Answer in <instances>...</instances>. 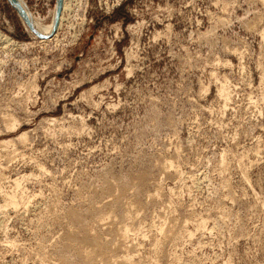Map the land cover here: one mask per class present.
Wrapping results in <instances>:
<instances>
[{
  "label": "rangeland",
  "instance_id": "374dc122",
  "mask_svg": "<svg viewBox=\"0 0 264 264\" xmlns=\"http://www.w3.org/2000/svg\"><path fill=\"white\" fill-rule=\"evenodd\" d=\"M263 2L0 0V264H264Z\"/></svg>",
  "mask_w": 264,
  "mask_h": 264
},
{
  "label": "bare ground",
  "instance_id": "6f19581e",
  "mask_svg": "<svg viewBox=\"0 0 264 264\" xmlns=\"http://www.w3.org/2000/svg\"><path fill=\"white\" fill-rule=\"evenodd\" d=\"M11 1H13V2H14L18 7H20V8L23 10V12L25 13V8H24L23 3H22L21 0H11ZM263 3H264V2H263ZM64 7H65V4H62V5H61V9L63 10ZM36 20H37V19H32V18H30V21L32 22L33 26H34L36 29H40L39 27H41V26L38 24L39 22L37 23ZM41 28H42V31H40V33H41L42 35H45V34H47V33L49 32L50 26H49V27H45V26H44V27H41ZM261 74H262V73H261ZM263 74H264V73H263ZM263 77H264V76H263ZM223 81H224V80H223ZM261 81H262V79H261ZM226 82H227V81H226ZM262 83H263V82H262ZM222 84H224V83H221V85H220V86H222L221 88H223V85H222ZM228 84H229V83H228ZM224 85H225V84H224ZM227 87H228V86H227ZM217 89H220V88L218 87ZM263 89H264V88H263ZM93 90L96 92L95 89H93ZM93 90H90V93H91V91H93ZM228 90H229V89H228ZM225 91H227V90H225V87H224V88L221 89V90L219 91V93H218V94H219L218 97H220V98H224L223 101L227 98V96H226L227 93H226ZM229 91H230V90H229ZM217 92H218V91H217ZM92 93H94V92H92ZM263 96H264V95H263ZM111 101H112V100H111ZM226 101H227V100H225V102H226ZM7 121H8V119H7ZM5 122H6V120H5ZM12 123H14V122H12ZM51 123H53V122H51ZM54 124H55V123H54ZM11 125H12V124H11ZM54 126H55V125H54ZM54 126H53V127H54ZM10 127H11V126H10ZM13 127H14V126H13ZM51 127H52V125H51ZM8 128H9V127H8ZM21 141H22V139H21ZM21 141H20V142H21ZM3 143H6V142H3ZM22 143H23V142H22ZM2 145H3V144H2ZM6 145H7V144H6ZM241 153H242V152H241ZM243 154H244V152H243ZM245 154H246V152H245ZM245 154H244V155H245ZM244 155H243V156H244ZM222 156L224 157V155H222ZM243 156H242V157H243ZM223 157H220V158H221V161L223 160ZM237 157H238V155H237ZM244 158H246V156H245ZM244 158H242V160H244ZM236 159H238V158H236ZM240 159H241V158H240ZM175 160H176V159H175ZM237 161L240 162V160H237ZM168 162H169V161H168ZM168 162H167V165H165V163H164L163 165H165V168H167V169L170 168V169H171V167H173V166H171L172 163H171V164H168ZM222 163H223V162H222ZM175 164H177V163H175ZM239 164H240V163H239ZM239 164L237 163V165H239ZM222 165H223V164H222ZM153 166H154V165H153ZM223 166H224V165H223ZM160 167H161V166H160ZM174 167H175V166H174ZM174 167H173V168H174ZM221 167H222V166H221ZM176 168H177V167H175V169H176ZM175 169H174V170H175ZM109 170H111V169H109ZM168 170H169V169H168ZM177 170H178V168H177ZM169 171H170V170H169ZM172 171H173V170H172ZM172 171H171V172H172ZM164 172H166V171H164ZM164 172H163V173H164ZM174 172H175V171H174ZM175 173H176V172H175ZM177 173H178V171H177ZM177 173H176V175H177ZM167 174H168V173H167ZM172 175H174V174H172ZM178 175H180V173H179ZM177 177H178V176H177ZM122 179H123V178H122ZM125 179H126V178H125ZM20 181H22V179H21ZM121 181H123V180H121ZM178 181H179V180H178ZM222 181H223V180H222ZM222 181H221V182H222ZM18 182H19L18 180H13V187L15 186V187H14L15 189H16V187L18 186ZM125 182H126V181H125ZM223 182H224V181H223ZM225 182H227V181H225ZM19 183H20V182H19ZM155 184H156V183H155ZM221 184H222V183H221ZM156 185H157V184H156ZM194 185H195V184H194ZM224 185H225V183H224ZM154 187H155V186H154ZM160 187L163 188L162 186H160ZM160 187H159V188H160ZM193 188H194V187H193ZM224 189H226V188H224ZM16 192H17V191H15V193H16ZM21 192H23V191L21 190ZM149 192H150V191H149ZM157 192H158V189H157ZM157 192L154 191V194L157 193ZM168 192H169V191H168ZM17 193H18V192H17ZM164 193H165V192H164ZM145 194H146V193H145ZM145 194H144V195H145ZM150 194H151V193H150ZM160 194H161V191H160ZM169 194H170V193H169ZM171 194H174V193L171 192ZM19 195H22V194L20 193ZM3 196H4V195H3ZM3 196H2V198H3ZM5 196H6L5 199L3 198L4 201H5V205H6L7 207L10 206V207L13 208V209H14V208H17L18 205L23 204L24 201L27 200V199H25L22 203H21L20 201H18L19 199L16 200V199H17L16 197H18L17 194H16V195H15V194H14V195H13V194H12V195L9 194V196H8V194H7V195H5ZM145 196H147V194H146ZM148 196H149V195H148ZM156 196H157V195H156ZM156 196L154 197V196L152 195L153 198H156ZM167 196H168V195H167ZM143 197H144V196H143ZM164 197H165V196H164ZM2 198H1V199H2ZM22 198H23V197L20 196V200H22ZM3 199H2V200H3ZM144 199H145V198H144ZM141 200H142V199H141ZM152 200H153V199H152ZM152 200H150V201H152ZM4 201H3V202H4ZM148 201H149V200H148ZM30 202H31V201H30ZM143 202H144V201H143ZM143 202H142V204H143ZM131 203H132V202H131ZM3 204H4V203H3ZM123 204H124V203H123ZM133 204H134V203H133ZM28 205L31 206L30 203H28ZM35 205H37V204H35ZM23 206H24V205H23ZM25 206H26V203H25ZM130 206H131V205H130ZM133 206H135V205H133ZM139 206H140V205H139ZM139 206H138V207H139ZM1 207H3V206H1ZM4 207H5V206H4ZM4 207H3V208H4ZM7 207H6V208H7ZM26 207H27V206H26ZM126 207H127V206H126ZM128 207H129V206H128ZM140 207H141V206H140ZM3 208H0V211H1V209H3ZM27 208L30 209V207H27ZM129 208H130V207H129ZM131 208H132V207H131ZM136 208H137V207H136ZM4 209H5V208H4ZM7 209H10V208H7ZM36 209H37V208H36ZM113 209H114V208H113ZM132 209H133V208H132ZM132 209H131V210H132ZM16 210H17V209H16ZM115 210H116V209H115ZM128 210H129V209H128ZM136 210H137V211H140V210H138V209H136ZM142 210H143V209H142ZM31 211H33V210L31 209ZM35 211H36V210H35ZM68 211H69V210H68ZM110 211H111V210H110ZM112 211H113V210H112ZM117 211H118V212H117ZM120 211H121V207L118 206V208H117V210H116L115 212H117V213L119 214ZM126 211H127V210H126ZM129 211H130V210H129ZM137 211H136V212H137ZM163 211H164V210H163ZM166 211H167V210H166ZM127 212H128V211H127ZM127 212H126V213H127ZM133 212H134V211H133ZM133 212H132V213H133ZM136 212H135V213H136ZM0 213H1V212H0ZM107 213H108V211H107ZM122 213H123V212H122ZM124 213H125V212H124ZM161 213H162V212H161ZM161 213H160V214H161ZM109 214H110V213H109ZM128 214H129V213H128ZM152 214H153V211H152ZM157 214H158V213H157ZM162 214H163V213H162ZM164 214H165V216H166V213H164ZM164 214H163V215H164ZM102 215H103V214H102ZM110 215H111V214H110ZM129 215H131V214H129ZM155 215H156V214H155ZM100 216H101V215H100ZM103 216L106 217V216H108V215H103ZM103 216H102V217H103ZM122 216L126 217V215H122ZM131 216H132V215H131ZM156 216H157V215H156ZM156 216H155V218H156V220H157V218H158L159 216H158V217H156ZM83 217H84L83 215H79V216H78V215L76 214V212H70V213H68V218H69V219L71 218V221H72L71 223H72V224H73V223H79L80 221H84V220H83ZM105 217H104V218H105ZM109 217H110V216H109ZM109 217H108V218H109ZM115 217H116V216H115ZM115 217H114V218H115ZM124 217H123V218H124ZM163 217H164V216H163ZM106 218H107V217H106ZM126 218L128 219L129 217H126ZM126 218H125L124 221H127ZM130 218H131V217H130ZM151 218H152V217H151ZM153 218H154V217H153ZM108 220H109V219H108ZM112 220H114V219H112ZM159 220H160V221H159V223H160V222H162V220H165V217H164V219L162 218V220L159 218ZM101 221H102V220H101ZM103 221L105 222V220H103ZM151 221H152V220H151ZM154 221H155V220H154ZM154 221H152V222L154 223ZM107 222H108V221H107ZM116 222H117V221H116ZM201 222H202V221H201ZM203 222L205 223V221H203ZM203 222H202L201 224H204ZM105 223H106V222H105ZM112 223H113V222H112ZM176 223H177V221H176ZM185 223H186V222H185ZM109 224H110V223H109ZM119 224H120V223H119ZM140 224H141V223H140ZM143 224H144V223H143ZM143 224H142V225H143ZM150 224H151V223H150ZM154 224H155V223H154ZM154 224H153V226L150 225L151 228H152V227H156V226H154ZM160 224H162V223H160ZM160 224H158V225H160ZM172 224H173V223H172ZM186 224H187V223H186ZM196 224H197V223H196ZM199 224H200V222H199ZM199 224H198V225H199ZM145 225H146V224H145ZM158 225H157V226H158ZM177 225H178V223H177ZM37 226H38V225H37ZM75 226L78 227V229H79L80 231H84V225H75ZM117 226H118V225H117ZM126 226H127V225H126ZM132 226H133V225H132ZM139 226H140V225H139ZM150 226H149V227H150ZM183 226H184V225H183ZM196 226H197V225H195V227H196ZM200 226H201V225H200ZM200 226H199L198 228H202V229H203V227H200ZM206 226H207V225H206ZM206 226H205V227H206ZM141 227H142V226H141ZM149 227H148V229H149ZM162 227H163V226H162ZM164 227H165V226H164ZM169 227H170V224H169ZM176 227H177V226H176ZM184 227H185V226H184ZM184 227H183V228H184ZM205 227H204V228H205ZM67 228H68V227H67ZM118 228H120V227L118 226ZM129 228H130V227H129ZM138 228H140V227H138ZM170 228H171V227H170ZM209 228H210L211 230L214 229V223H213V227H212V228L209 227ZM68 229H69V228H68ZM68 229H67V230H68ZM88 229H89V228H88ZM112 229H113V228H112ZM125 229H126V228H124V229H123V232H122V235L124 236V238L126 237V236L124 235V230H125ZM127 229H128V228H127ZM143 229H144V230H147V229H145L144 227H143ZM154 229H155V228H154ZM154 229L152 228V230H154ZM158 229H159L160 232H162V231L160 230L161 227L158 226ZM165 229H166V228H165ZM173 229H175V228H173ZM173 229H172V230H173ZM177 229H179V228H177ZM185 229H186V228H185ZM71 230H72V229H71ZM86 230H87V229H86ZM86 230H85V231H86ZM133 230H134V231H132V232L136 233L137 229H136V230L133 229ZM168 230H169V229H168ZM187 230H188V229H187ZM187 230H186V231H187ZM196 230H197V228H196ZM69 231H70V230H69ZM89 231H90V230H89ZM129 231H130V230H129ZM129 231L126 230L125 232L127 233V232H129ZM140 231H141V229H140ZM147 231H148V230H147ZM147 231H146V232H147ZM150 231H151V229H150ZM173 231H174V230H173ZM182 231L185 232V230H182ZM182 231L179 230V231H177V232H180V233H181ZM198 231H199V229H198ZM91 232H92V231H91ZM120 232H121V231H120ZM120 232H119V234H120ZM138 232H139V229H138ZM138 232H137V233H138ZM141 232H142V231H141ZM153 232H154V231H153ZM155 232H156V230H155ZM157 232H158V231H157ZM160 232H159L158 234H160ZM171 232H172V231H171ZM196 232H197V231H195V234H196ZM70 233H71V231H70ZM84 233H85V232H84ZM137 233H136V234H137ZM142 233H143L142 235H144V232H142ZM164 233H165V231H164ZM167 233H168V231H167ZM180 233H178V234H180ZM185 233H186V232H185ZM81 234H82V233H81ZM88 234H89V233H88ZM92 234H93V233H92ZM95 234H97V233H95ZM128 234H129V233H128ZM138 234H139V233H138ZM148 234H149V233H148ZM148 234H147V236H149V235L151 234V232H150L149 235H148ZM188 234L191 235V234H193V233H188ZM188 234H187V235H188ZM195 234H194V235H195ZM200 234H201V233H200ZM65 235H66V233H65ZM75 235H76V233H75ZM75 235H74V236H75ZM99 235H100V234H99ZM102 235H103V234H102ZM120 235H121V234H120ZM126 235H127V234H126ZM132 235H133V233H132ZM134 235H135V234H134ZM134 235H133V236H134ZM151 235H152V234H151ZM151 235H150V236H151ZM153 235H155V234H153ZM156 235H157V234H156ZM171 235H172V234H170V235L168 236V234H166V236H168V237H170ZM175 235H176V234H175ZM183 235H186V234L183 233ZM187 235H186V236H187ZM190 235H189V236H190ZM194 235H193V236H194ZM210 235H211V232H210ZM90 236H91V235H90ZM90 236H88V235L85 233V235L83 236V238L81 239V241L84 242V243H86L87 245H91V246L97 247L99 253H101V254H103V255H106V254H105V253H106V248L103 246L102 243H100L103 239H102L101 241H98L96 238H92V237H90ZM123 236H122V237H123ZM135 236H136V235H135ZM162 236H163V232H162ZM173 236H174V235H173ZM178 236H180V235H178ZM178 236H177V237H178ZM191 236H192V235H191ZM198 236H199V235H198ZM208 236H209V235H208ZM70 237H71V235H70ZM102 237H103V236H102ZM117 237H118V236H117ZM117 237H116V238H117ZM138 237H139V236H137V238H138ZM140 237H141V234H140ZM140 237H139V238H140ZM156 237H157V236H156ZM156 237H154V238L156 239ZM164 237H165V236H164ZM182 237H183V236H182ZM187 237H188V236H187ZM212 237L215 238V236H212ZM132 238H133V237H132ZM132 238H131V239H132ZM135 238H136V237H135ZM146 238L148 239V237H145L144 240H146ZM149 238H150V237H149ZM159 238H161V237H159ZM179 238H180V237H179ZM189 238H191V237H189ZM214 238H213V239H214ZM107 239H108V238H107ZM122 239H123V238H122ZM125 239H126V238H125ZM142 239H143V237H142ZM162 239H164V238L162 237ZM211 239H212V238H211ZM213 239H212V240H213ZM99 240H100V239H99ZM127 240H128V236H127ZM135 240L137 241L138 239H135ZM135 240H134V241H135ZM140 240H141V239H140ZM153 240H154V239H153ZM157 240H159V239H157ZM170 240H171V239H170ZM172 240H173V238H172ZM172 240L170 241L171 243H172ZM182 240H183V243H184L185 239H182ZM212 240H211V241H212ZM104 241H105V240H104ZM115 241H116V239H115ZM117 241H118V240H117ZM117 241H116V242H117ZM120 241H121V240H120ZM123 241H124V239H123ZM123 241H122V242H123ZM131 241H132V240H131ZM134 241H133V242H134ZM149 241H150V240H149ZM174 241H175V240H173L172 246H174L173 244H175ZM216 241H217V240H216ZM116 242H115V245H116ZM138 242H139V241H138ZM138 242H136V243L138 244ZM157 242H158V241H157ZM162 242L164 243V240H162ZM181 242H182V241H181ZM8 243H9V242H8ZM8 243H7V244H8ZM123 243H124V242H123ZM125 243H126V242H125ZM136 243H135V244H136ZM139 243H140V242H139ZM141 243H143V242H141ZM148 243H149V242H148ZM148 243H147V245H148ZM150 243H152V238H151V242H150ZM155 243H156V242H155ZM159 243H160V242H159ZM159 243H158V245H157V243H156V245L159 246ZM171 243H168V242H167V243H165V244L169 245V244H171ZM178 243H179V242H178ZM183 243H182V244H183ZM9 244H10V243H9ZM13 244H14V243H13ZM113 244H114V243H113ZM152 244H153V243H152ZM160 244H162V243H160ZM182 244H181V245H182ZM185 244H186V243H185ZM10 245H11V244H10ZM115 245H113V246L115 247ZM153 245H154V244H153ZM163 245H164V244H163ZM11 246H12V245H11ZM136 246H137V245H136ZM140 246H141V245H140ZM157 246H154V247H155V250L157 249ZM176 246H177V244H176ZM178 246H179V245H178ZM7 247L10 248V246H7ZM13 247H14V246H13ZM77 247H78V246H77ZM114 247H112V248H114ZM182 247H183V246H182ZM75 248H76V247H75ZM88 248H89V246H88ZM135 248H136V247H135ZM138 248H139V246H138ZM148 248H149V247H148ZM148 248H147V249H148ZM152 248H153V246H152ZM171 248H172V247H171ZM174 248H175V247H174ZM197 248H198V247H197ZM77 249H79V248H77ZM84 249H85V248H84ZM90 249H91V248H90ZM93 249H94V248H93ZM117 249H118V248H116V250H117ZM124 249H125V248H124ZM150 249H151V248H150ZM153 249H154V248H153ZM158 249H159V247H158ZM172 249H173V248H172ZM199 249H200V248H198V251L202 250V249H200V250H199ZM94 250H95V249H94ZM94 250H93V251H94ZM125 250H126V249H125ZM134 250H135V249H134ZM148 250H149V249H148ZM175 250H176V249H175ZM193 250H194V249H193ZM193 250H192V251H193ZM89 251H90V250H89ZM93 251H92V252H93ZM109 251H110V250H109ZM119 251H120V249H119ZM127 251H128V250H127ZM150 251H151V250H150ZM150 251H148V252H150ZM152 251H154V250H152ZM156 251L158 252L159 250H156ZM156 251H154V252H156ZM169 251H170V249H169ZM173 251H174V249H173ZM196 251H197V250H196ZM80 252H81V251H80ZM123 252H124V251H123ZM136 252H137V251H136ZM148 252H147V253H148ZM154 252H153V254H154ZM167 252H168V251H167ZM171 252H172V251H171ZM171 252H169V253H171ZM174 252H175V251H174ZM193 252H194V251H193ZM87 253H88V250H87ZM87 253H86V255L83 253V254H84V256H83L84 258L80 257L81 260H82V261H85V263H87V264H93L92 256H93L94 254L91 256V254H89V253L87 254ZM93 253H94V252H93ZM108 253H109V252H108ZM108 253H107V254H108ZM125 253H127V252H125ZM137 253H139V252H137ZM169 253H168V254H169ZM190 253H191V252H190ZM80 254H82V253H80ZM127 254H129V252H128ZM148 254H149V253H148ZM150 254H151V253H150ZM153 254H152V256H153ZM164 254H165V253H164ZM168 254H167V255H168ZM174 254H175V253H174ZM174 254H173V255H174ZM193 254L196 256L195 253H192L191 255H193ZM200 254H201V253H200ZM95 255H96V254H95ZM113 255H114V254H113ZM121 255H122V254H121ZM121 255H120V256H121ZM124 255H125V254H124ZM124 255H122V256H124ZM133 255H134V254H133ZM154 255H157V254H154ZM165 255H166V254H165ZM191 255L187 256V257H190L189 260L192 259ZM198 255H199V254H198ZM214 255H215V254H214ZM106 256H107V255H106ZM122 256H121V257H122ZM130 256H131V255H129L128 257H130ZM135 256H136V255H135ZM135 256H133V257H135ZM149 256H150V255H149ZM174 256H176V255H174ZM199 256H200V255H199ZM201 256H202V255H201ZM100 257H101V256H100ZM102 257H103V256H102ZM102 257H101V258H102ZM104 257H105V256H104ZM104 257H103V258H104ZM108 257H111V255L108 256ZM108 257H107V258H108ZM121 257H120V259H119V257H118V259H119V260L117 261L118 264H132V263H133V262H132V263L129 262L130 259H127V258H126L127 255H126V257H122V258H121ZM133 257H131V258L133 259ZM136 257H137V256H136ZM145 257H146V256H145ZM147 257H148V256H147ZM170 257H171V255H170ZM137 258H138V257H137ZM148 258H149V257H148ZM148 258H146L145 260H147ZM153 258H154V256H153ZM166 258H167V257H166ZM171 258H172V257H171ZM171 258H169V259H171ZM194 258H196V257H194ZM194 258H193V259H194ZM198 258H200V257H197V260H198V261L201 260V258H200V259H198ZM110 259H111V258H110ZM172 259H173V258H172ZM213 259H214V258H213ZM93 260H94V259H93ZM95 260H97V259H95ZM98 260H99V258H98ZM112 260H113V259H112ZM112 260H110V261H112ZM115 260H116V259H115ZM115 260H114V261H115ZM148 260L150 261V259H148ZM189 260H188V261H189ZM210 260H211V259H210ZM215 260H216V259H215ZM38 261H39V260H38ZM40 261H41V259H40ZM43 261H44V259L42 258V263H43ZM45 261H46V260H45ZM102 261H103V260H102ZM104 261H105V260H104ZM138 261H139V260H137L136 263H138ZM198 261H197V262H198ZM98 262H101V261L99 260ZM139 262H140V261H139ZM173 262H174V261H173ZM193 262H194V261H193ZM193 262H192V263H193ZM213 262H214V261H213ZM108 263H109V262H108ZM108 263H107V264H108ZM111 263H112V262H111ZM152 263H154V262H152ZM211 263H212V260H211ZM214 263H215V262H214ZM43 264H44V263H43ZM94 264H95V263H94ZM97 264H98V263H97ZM99 264H100V263H99ZM113 264H116V263L113 262ZM133 264H134V263H133ZM146 264H147V263H146ZM149 264H151V261L149 262ZM154 264H155V263H154ZM172 264H174V263H172ZM193 264H194V263H193ZM195 264H196V263H195ZM212 264H213V263H212Z\"/></svg>",
  "mask_w": 264,
  "mask_h": 264
},
{
  "label": "water",
  "instance_id": "95a60500",
  "mask_svg": "<svg viewBox=\"0 0 264 264\" xmlns=\"http://www.w3.org/2000/svg\"><path fill=\"white\" fill-rule=\"evenodd\" d=\"M7 3L13 8V10L19 15V17L22 19V21L25 23V25L33 32L36 33L38 37H41L42 34L33 26L32 22L30 19L11 1V0H6ZM60 5H61V0H57L56 2V9H55V18L53 21V27L47 34H51L53 32V28L56 26L58 14L60 12Z\"/></svg>",
  "mask_w": 264,
  "mask_h": 264
}]
</instances>
